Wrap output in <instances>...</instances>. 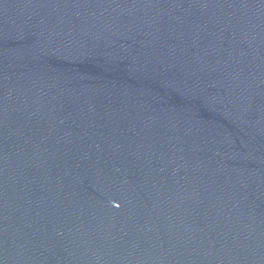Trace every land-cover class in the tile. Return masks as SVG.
<instances>
[{
	"label": "water",
	"instance_id": "water-1",
	"mask_svg": "<svg viewBox=\"0 0 264 264\" xmlns=\"http://www.w3.org/2000/svg\"><path fill=\"white\" fill-rule=\"evenodd\" d=\"M0 264H264V0H0Z\"/></svg>",
	"mask_w": 264,
	"mask_h": 264
}]
</instances>
